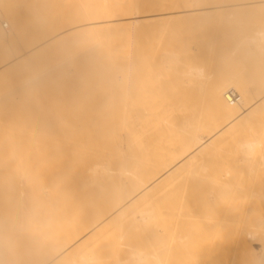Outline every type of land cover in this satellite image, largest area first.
<instances>
[{
	"label": "bare ground",
	"instance_id": "6f19581e",
	"mask_svg": "<svg viewBox=\"0 0 264 264\" xmlns=\"http://www.w3.org/2000/svg\"><path fill=\"white\" fill-rule=\"evenodd\" d=\"M258 12L264 0H0L12 25L0 27V81L74 67L81 101L114 110L92 124L81 105V116L72 109L97 131L85 138L87 128L77 127L84 137L73 128L72 137L84 138L78 152L65 145L69 152L45 160L47 169L40 160L28 172L14 160L18 173L2 172L0 264H264V184L233 182L244 163L264 156L249 152L253 142L226 149L264 116V65L218 67L225 35L232 53L264 56V26L247 30ZM197 18L216 21L199 32L180 25ZM121 74L137 102L114 94L125 87ZM100 89L124 103L98 97ZM67 109L48 114L56 125L34 116L28 123L22 109L26 122L17 108L0 113L12 118L0 119V151L49 150L45 142L62 140ZM215 158L223 167L205 169Z\"/></svg>",
	"mask_w": 264,
	"mask_h": 264
},
{
	"label": "rangeland",
	"instance_id": "374dc122",
	"mask_svg": "<svg viewBox=\"0 0 264 264\" xmlns=\"http://www.w3.org/2000/svg\"><path fill=\"white\" fill-rule=\"evenodd\" d=\"M256 15H257V17L255 19H253L252 21L247 23V28H248L247 30L248 31L254 29L255 27L264 26V12H258ZM7 21L9 22V20H7ZM215 21H216V19H214V18H211V19L210 18H197V19H193V20L180 22V25L181 26L182 25H184V26L192 25V27H195L193 30H197L199 32L204 27H207V25L210 22L213 24V23H215ZM9 27H12L10 22H9ZM191 31H192V29H191ZM17 37L18 36L14 37L15 38L14 39L15 42L16 41L18 42L17 44L16 43L15 44H16V46H20L19 48L21 49V44H20L19 38L17 39ZM222 37H223L224 41H222V43L220 44V51H218V67L219 68L220 67L221 68H225L226 67L225 69H227V71H228V70H230V68H234L236 66H241V65H251V64L264 65V56H262V55H259V56L255 55L254 59H251V58L250 59H246V58H243L240 54H238V52H236L235 54L232 53V49L234 48V46L229 43L228 36L225 35V36H222ZM17 48H15V49H17ZM260 56H262V58ZM255 57H256V59H255ZM229 58H230V60H228ZM36 63H37V65H35ZM36 63L34 64V66H38L39 62H36ZM42 64L44 65V62ZM31 65H32V63H30L29 67H31ZM31 68L33 69V65H32ZM38 68L39 67H37V69ZM40 68H42V66ZM44 68H47V66L44 65ZM68 68H70V67H68ZM37 69L35 71H37ZM42 70L40 69V71H42ZM67 70H68L67 72H64L62 70L61 65L58 64V65H53V67L51 69L52 72L46 71L45 74H41L42 75L41 77L32 78V80H30L29 78L30 77H35L34 74L38 75L40 71L35 72L34 69L32 71L30 69L29 71H27V73H25V76L21 72V73H12V74H10L11 76L10 75L8 77L6 76L7 78L4 77L5 79L3 78V80L0 81V113L4 114L6 111H9V110H11V111L14 110L15 111L16 108L18 109V110H16L18 112L20 109H22V111L20 110L21 114L22 113L23 114L28 113V117H24V116H27V115L23 116V114H22L23 119L24 118H26V119L29 118V120H28V123H29L30 119L33 118V116H34V119H36L38 122L35 120L33 123H35V122L39 123L43 119H45V120L48 119L49 120V118L52 116L53 112H57V111L61 112L63 110L65 111V109H67V108H68L67 109L68 112H66L65 115H67L69 113V117L73 115L72 112H73L74 109H75L74 113L76 115L78 113L80 114L79 110H76V108L79 109L80 105H81V107H82V108H80L81 115H87V116H84V117L87 118L86 122H91L92 121V124H93V120H94V122L95 121L97 122V121L106 120V118H107V117L105 118L106 115L108 116L107 119H109L111 117V113L109 114V112H114V110L113 109L105 110V108H104V110L102 108L101 109L96 108L98 110L90 109V106H87L86 103H83L84 101H81L82 98L81 99L79 98L80 96L83 97L84 95H81V93H77L75 91V87H74V84H73L74 78L76 77V76L74 77V75H73V72H75L74 67H71L70 69H67ZM116 80H118L117 83L119 82V83L125 85L126 89H125V87L123 85L122 86L124 88L121 87V85H120V87L118 86V88L116 89L117 92L113 91L114 94L115 95H119L120 97L125 95V97L127 96V98L124 97L125 100L131 99L130 101H132V98H133L134 99L133 102H137L140 94L132 93V90H131L132 89L131 88L132 84H130L131 83L130 76L121 74V75H119L116 78ZM127 83H128V86H126ZM173 83L172 84L168 83V84L170 85V87L172 85H174L175 86V90H176L178 88V85L176 83H174V84ZM130 85H131V87H130ZM169 85H165V86H168V88H169ZM174 86H172V87H174ZM128 90H129L130 94L128 93ZM101 91H102V89H100V91H97L99 93L98 97L102 96V93L104 95H106V96H107V94L109 96L112 94L111 92H109V93L108 92H106V93L102 92L101 93ZM93 94H94V96H97V94H95L94 92H93ZM114 94H112V95H114ZM104 95L102 96L103 98H104ZM84 98H86V97H84ZM117 98H118V101L120 100L119 102L117 101L118 103H120L121 101L124 100L122 98H121L122 99L121 100L119 97H116V100H117ZM124 101H123V103H124ZM76 104H78V105H76ZM74 105H75V108H74ZM85 107H86V109H88L86 112H85ZM83 108H84V110H83ZM45 110H46V112H44ZM99 110H100V112H99ZM23 111H25V113ZM69 111H71V112H69ZM107 111H108V113H107ZM91 112H92V114H99V115H97L98 118L95 117L96 118L95 119L93 117L95 115H92ZM101 112H103V113L101 114ZM14 114H16V113H14ZM48 114L51 115V116L48 117L49 116ZM88 114H90L89 116H92V118H93V119L91 118L92 119L91 121H89L90 117L88 116ZM113 114L114 113H112V115ZM81 115H79V116H81ZM109 115H110V117H109ZM18 117L21 118L20 113H19V115H17L16 118H18ZM67 117H68V115H67ZM69 117H68V119L66 118L67 119L66 121L64 119V123L59 124V125H61V127L57 125V127L62 128V129H59V133H60V131H62L65 128V130H63V131H65L63 133V135L61 133L62 137L59 134V137L62 138V140L60 139V142L62 144H60L59 138L57 136V138L54 139V140H48V142H49L48 144L46 142L44 143V144H46V146L50 145V146H47V149H49L48 147H50L49 150H47V151L46 150H44V151L43 150L42 151H38L37 150V152L35 151L34 155H32L33 153L30 154L29 152L28 153L24 152V153H19V154H14V155L11 154L10 155V154L4 153V151H0V181H1V176L3 175V173H5L6 170H7L6 173L9 176L15 175L16 172L18 173V171H16L17 169H14V167L15 168L17 167L19 169L20 168L19 164L21 162L17 161V163H19V164L15 165L14 163H16V160H19V161L24 160L26 162L25 163L26 165H22L24 163V161H22V164H21L22 167L21 168H24V170H26V168H27L28 172L33 170L32 173H34V169H36V170L40 169L39 168L40 166L42 167L44 165V166H46V168L44 167L45 169L49 168V162L47 163L45 160L50 161L49 159H52V157H54L55 153H59L61 151L62 152H69V151L70 152H78L79 149H80V146H82L83 142H84L83 141L84 138H82V137L85 136V138H86L87 137L85 135L86 133H88V137H89V136L95 134L97 131L95 130V126L93 127V125H92L91 129L89 128V130H90V132H89V130L87 128V125H86L87 123L85 122L86 123L85 124L83 121L82 122H80V121L78 122V120H80V119L79 118L78 119L74 118L73 116L70 117L71 118L70 121H73V120L76 121L75 119H77V121L75 122L76 124L74 123V121L70 123ZM100 117H101V119H100ZM103 117H104V119H103ZM52 118L54 119L53 122H52ZM52 118H50L51 121L49 120V122H48L46 120V122L53 123L52 125H54L55 124L54 122L56 120H58V123H61L59 118H56V119H55V117H52ZM72 118H74V119H72ZM0 119L1 120H7V119L11 120L12 118L9 119L8 117L7 118L3 117V118H0ZM13 120L16 121L15 118H13ZM45 120H43V122ZM19 121H22V118ZM32 121H33V119H31L30 123H32ZM22 122H26V121H22ZM65 122H67V123H65ZM88 125H91V124L89 123ZM77 127H80V128H83V129L87 128V131L86 130L81 131V132H85L84 136L80 135L81 132L78 133L79 132V130H78L79 128L77 129ZM73 128L78 130L76 132L79 135L75 134V132H74V134L77 135V136H82V137H78V138L76 137L77 139L75 138V136L72 137V135L70 133L73 132L72 131ZM66 129H67V133H66ZM68 130H71V131H68ZM92 132H94V133H92ZM65 133H66L67 137H66ZM68 135L70 136L69 138H68ZM63 136H65L66 138H64ZM72 138L75 139V140H73ZM81 138H82V141H80ZM69 139H70V141H68ZM63 141H65V142L63 143ZM229 141H230V144H228V147L226 149L230 153L231 152L238 153L241 150H243L241 144L244 143V142H253L254 143V146H253L254 149L249 151V152L250 153L252 152V154H255L256 156H264V116L258 118L252 124H250V126L248 128H246L242 132L241 136H239L238 138L231 137V139ZM69 144L76 145V150L75 149H74L75 151H73V150H69V151L64 150V149H66L65 145L68 146ZM61 146L63 148H61ZM44 148L46 149V147H44ZM52 148L54 149L55 152L53 150H51ZM77 148H79V149H77ZM258 158L254 159V160H250L248 164L244 163L241 166V168H239L240 171L237 172L236 177H235V179L233 181L235 184H238L239 186H242V187L246 188L247 190H249V189H258L262 184H264V158L263 159H260V158L258 159ZM29 160H30V162H29ZM40 160H42L43 162H41ZM13 161H14V163H13ZM2 162H3V164H2ZM31 162H32V164H30ZM34 162L35 163L36 162H39V163L41 162V163H43V165H41V163H40V166H39L38 163H36V165H37L36 166ZM212 162H215V163L213 164V163L209 162L208 165L206 167H204V168L208 169L209 167H213V169H219V168L223 167V162L221 160L219 161L218 159L215 158V159H213ZM11 163L14 164L13 165L14 167L12 166ZM229 163H230V165H233L232 161H229ZM3 165H4V167H3ZM32 165L35 166V167H33ZM30 166L33 169H31ZM20 171H22V170H20ZM27 171H24V172H27ZM20 173L21 172H19V174ZM21 174L22 175H26L23 172ZM29 174H31V172ZM2 214H1V216H4ZM255 246H257V245H255Z\"/></svg>",
	"mask_w": 264,
	"mask_h": 264
},
{
	"label": "built area",
	"instance_id": "2783aa9c",
	"mask_svg": "<svg viewBox=\"0 0 264 264\" xmlns=\"http://www.w3.org/2000/svg\"><path fill=\"white\" fill-rule=\"evenodd\" d=\"M8 22L7 20L1 15L0 13V27H2L3 29H7L8 28ZM235 95L232 93L231 99H234Z\"/></svg>",
	"mask_w": 264,
	"mask_h": 264
}]
</instances>
